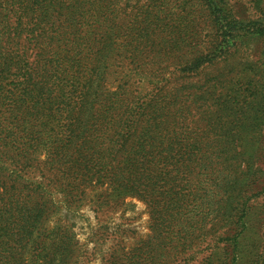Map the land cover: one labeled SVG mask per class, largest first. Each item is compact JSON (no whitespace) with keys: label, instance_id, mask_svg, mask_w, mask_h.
Returning <instances> with one entry per match:
<instances>
[{"label":"trees","instance_id":"trees-1","mask_svg":"<svg viewBox=\"0 0 264 264\" xmlns=\"http://www.w3.org/2000/svg\"><path fill=\"white\" fill-rule=\"evenodd\" d=\"M246 12L0 0V264H78L85 208L100 264H264L263 91L243 62L258 43L264 66V15ZM132 199L149 234L131 245L108 222Z\"/></svg>","mask_w":264,"mask_h":264},{"label":"rangeland","instance_id":"rangeland-1","mask_svg":"<svg viewBox=\"0 0 264 264\" xmlns=\"http://www.w3.org/2000/svg\"><path fill=\"white\" fill-rule=\"evenodd\" d=\"M230 4L243 7L252 18L264 15V0H230ZM243 56V62L252 65L245 64V67L247 65V74L257 82L254 84L258 86L259 90L263 91L253 100L252 106L254 109L252 112L255 115L252 118H256L257 122L260 121L264 126V66L261 64L263 58L261 45L251 43ZM235 61L240 62V59H235ZM237 68L241 69L240 66ZM257 152L259 151L257 150ZM253 161L256 164V169L264 168V155L254 156ZM127 202H129V206L125 208L126 210L123 213L118 212L115 214L113 220L108 223L122 225L119 229L126 232L121 235V239L124 240V243L132 245L138 239H144L149 234V215L146 206L142 202L136 199L127 200ZM87 210L88 208H85L80 211L79 216L76 215L74 219V232L78 235L79 243L84 251V255L78 260V264H100V254L107 250L111 242L108 241L105 245H102L100 251H98L100 245L93 242L97 240L93 235L99 236L103 233V229L97 224L94 215Z\"/></svg>","mask_w":264,"mask_h":264}]
</instances>
